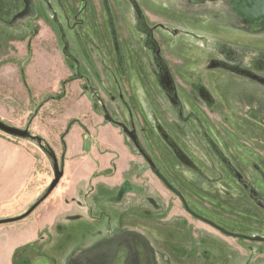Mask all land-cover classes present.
Returning a JSON list of instances; mask_svg holds the SVG:
<instances>
[{
	"label": "rangeland",
	"instance_id": "rangeland-1",
	"mask_svg": "<svg viewBox=\"0 0 264 264\" xmlns=\"http://www.w3.org/2000/svg\"><path fill=\"white\" fill-rule=\"evenodd\" d=\"M176 4V0H0V121L26 132L24 136L17 137L0 130V232L25 225L34 218L33 211L47 195L51 193L50 201L54 204L59 190L66 187L59 182L55 190L49 191L52 181L60 177L64 163L62 157L68 154L65 140L64 147L60 142L61 135L66 134L62 128L65 127L64 112L68 107L74 108L72 100L75 102L77 89H83L86 82L101 91L97 93L100 101L96 100L101 105L98 106V121L104 117V103L109 106L110 100L105 95L109 93V96L116 97L117 105L110 115L127 122L130 127L134 126L138 139L142 135L146 152L153 157L168 182L184 195L189 209L201 210L207 220L231 230L223 232L205 224L188 212L175 193L157 190L156 199L160 205L165 209L172 208V216L166 213L161 216L164 220L174 218V233H178L174 258H179L178 264H182V257H190V261L195 259V255H188L193 251L196 254L204 251L209 259L203 262L199 258L201 264H214L212 261L223 258L232 263L264 264V180L256 174V160L262 162V159L254 157L250 142L223 144L217 132H213L211 140L221 148L224 160L216 165L211 163L203 154L209 145L194 133L197 131L195 124L199 123L188 120V123L175 128L174 114L177 116V112L168 98L171 95L157 87L146 73L144 63L146 53L149 54L147 50H150L152 56L164 62L173 79L175 76L172 100L180 103V114L186 117L196 111L202 125L211 127V122L219 123L218 101L215 100L216 108L214 105L209 107L204 94L209 87L201 71L179 64L177 55L181 56V53L174 50L176 37L173 31L159 28L143 41L144 31L136 26L143 23L144 27H151L158 21L165 24L171 15L174 16V7H179ZM165 26L170 27L168 24ZM190 54L194 61L200 58L196 51ZM190 54L185 53L186 57ZM75 61L87 79L75 85L74 82L62 85V80L69 74L75 75ZM187 70L192 71L200 85L191 86L195 91L192 95H186L191 90L187 82L182 81L187 78ZM179 87H184L186 94L181 93ZM93 114L81 118L82 125L90 121L97 123L94 121L97 115ZM143 120L146 121L144 130L141 129ZM76 121L70 119L66 128L69 129ZM101 124L98 122L95 127ZM174 130L182 137L179 139H184L186 144L183 147ZM83 135L82 150L89 154L86 136L90 138V134L86 132ZM156 136L158 142H153ZM78 138L77 131L75 139ZM123 145L128 146L127 140ZM174 147H178L187 161L174 153ZM110 150L107 146L106 149L99 147L98 152L104 158L99 170L90 171L86 178L89 190L81 197L74 195L69 208L64 205L62 208L64 211L68 209L70 216L77 214L78 209L82 216L69 218L75 220L72 223H78L84 235L78 241L70 242L69 252L60 253L71 255L66 257L74 258L76 264L90 263L91 249H94V245L91 246L93 228L81 209L101 203L100 183L103 182L97 184V180L113 174L114 165L108 161ZM75 152L72 156H77ZM191 152L198 155L192 158ZM209 163L216 174L202 169L204 164L209 168ZM200 170L202 173L206 171L203 173L205 176L220 175L222 178L201 180L195 176ZM228 170L237 172L239 177L250 182L253 198L249 195L250 190L228 176ZM81 171L80 168L73 173L74 188L78 193L80 186L77 184L83 183L79 178ZM29 191L33 194L27 196ZM72 223H65L63 227L66 237L73 235ZM237 232L243 235L239 236ZM205 237L207 247L199 240ZM21 247L17 253L25 251L26 247ZM139 258L138 264H157V259L151 255ZM194 262L200 263L199 260Z\"/></svg>",
	"mask_w": 264,
	"mask_h": 264
},
{
	"label": "crops",
	"instance_id": "crops-1",
	"mask_svg": "<svg viewBox=\"0 0 264 264\" xmlns=\"http://www.w3.org/2000/svg\"><path fill=\"white\" fill-rule=\"evenodd\" d=\"M176 3L179 7H174V27L180 32L190 31L205 39L201 47H198L202 51V62L217 57L219 48L227 45L236 52L238 60L234 64L252 70L251 62L264 53V21L258 26L251 25L232 10L229 0H176ZM178 36L185 38L182 34ZM181 63L185 61L181 60ZM220 71L219 99L224 108L238 114L242 110L252 109L264 118V84L229 71ZM258 75L264 77V70ZM72 101L74 108L68 107L65 110V127H62L65 129L70 119L78 120L70 126L64 139L68 154L62 157L64 163L59 182L66 187L59 190L60 194L54 204L50 201L51 193L47 195L33 211L34 218L25 225L0 232V264H76L74 258L66 257L71 255L60 253H65L70 242H76L84 235L78 223H72L75 220L69 218L82 216L78 209L76 213L79 214L70 216V211L62 208L63 205L69 208L74 195L81 197L87 193L89 185L86 178L90 176V171L99 170L104 157L98 150L99 147L106 149V146L112 149L108 161L114 165L113 174L97 180V184L103 182L100 183L101 203H93L92 207L81 209L93 228L91 246L94 245V249H91L93 252L89 264H138L141 261L139 257L150 255L157 259V264H178L179 258H174V243L178 234L174 233V218L164 220L161 216L162 213L172 216V208L165 209L156 199L157 190L165 191L159 180L145 168L142 173L132 170L134 162L139 159L128 146L123 145L126 137L121 135L119 128L104 124L102 119L98 121V117L94 121L102 123L99 127H95L97 123L92 121L82 125L81 118L92 112L84 106L79 95L75 102ZM82 106L86 111L82 112ZM77 131L78 140L75 139ZM86 132L92 137L90 139L86 136L89 154L82 150L83 133ZM255 136L261 141L260 144L264 143V130L257 131ZM261 149L264 150V147ZM74 152L77 156H72ZM80 168L82 171L79 178H82L83 183L77 184L80 186L78 193L77 188H74L73 173ZM29 193L27 196L33 194ZM65 223L73 224V235L69 237H66L63 228ZM21 245L26 249L17 253L23 247ZM204 254L198 253L191 261L188 259L190 257H182L181 263L196 264L194 261L199 260L201 264L199 258L204 262ZM224 261L214 264H222Z\"/></svg>",
	"mask_w": 264,
	"mask_h": 264
},
{
	"label": "flooded vegetation",
	"instance_id": "flooded-vegetation-1",
	"mask_svg": "<svg viewBox=\"0 0 264 264\" xmlns=\"http://www.w3.org/2000/svg\"><path fill=\"white\" fill-rule=\"evenodd\" d=\"M210 1H214V0H210ZM229 3H230V1H229ZM238 16H240V15H238ZM263 21H264V19L260 22H257V23H250L249 21L248 22L251 25L258 26L259 23H263ZM166 24H168L170 27L165 26ZM136 26L140 30L143 29V31H144V33L142 34L143 41L147 40V37H146L147 35H152L153 33H156L159 28H162V29H166V28L169 29L170 28L175 35L174 37H176V41H174L175 45H176V46H174V50H176V53H181V56L177 55L180 58L179 64L183 67L187 66L190 69H192L191 67H194V68H196V71L197 70L201 71L200 73H202L201 75L205 77L206 84L209 87V91H207V92L204 91L206 98L209 100V104H210L209 107L214 105V108H216L215 100L218 101V104L220 107L219 123H216L215 121H213V122H211V124H212V125H210L211 127L206 126V125H202L200 123L199 118H198V113L196 111L190 112L186 117H183V115L180 114V103L178 101H176L175 99H174V101L172 100V96L174 97V84L176 82L175 76L173 79L172 75L167 70L164 62L160 58H158L156 56L155 57L152 56L150 50H147V51H149L150 55L148 53H146V61L144 63L145 68H146V73H147L148 77L151 80H153V82L156 84L157 87L159 86L163 92H166V93L171 95V97L168 96V98L171 99L172 103L174 104V107L176 108V112H177V116L174 114V118H176V122H177V123H175L174 127L179 128L180 127L179 124H183V123L187 122L188 120L198 122L199 124H197V123L195 124L197 131H194V133L197 136L204 138L205 141L207 142L205 144L209 145L208 150L205 151L203 154L205 157H207L209 159V161L211 163H214V165L223 161L224 157H223L221 148L218 147L216 142H212L211 139H213L212 138L213 135L211 133L217 132L218 137H219V141L223 144L232 145L235 143H241L243 141L250 142L252 147L254 148V152H253L254 157H256V158L260 157L262 159V162H258V160H256V163H257L256 174L262 176L263 177L262 179L264 180V150L261 149V147H264V143L260 144L261 141L255 136V133L257 131L262 132L264 130V118L261 117L258 113H256V111H254L252 109L242 110L241 113H239V114L238 113H232L229 109H225L224 106L220 103L219 84H218L219 83L218 81L221 77L220 76L221 75L220 70L229 71L231 73L241 75V76H244L246 78L253 79V80H256V81L264 84V77L258 75L259 72L264 70V53L262 54L261 57L254 60L253 62H251L252 64L250 63L251 64L250 68H252L253 71L244 69L241 66L234 64V61L238 60V58L236 56V52H234L232 49H230V47L227 45H222L217 52L218 56L217 57H211L206 63L202 62V60H200V58L196 59L194 61L193 59H195V58H193L190 53L193 51H196L197 53H201L202 51L200 49H198V47H201L202 42H204L205 39L202 36L197 35V34L190 32V31L189 32L188 31L180 32L178 29H176V27H174V16L173 15H171V18L165 24L158 21V22L153 23V25L151 27H144L143 23H141V26L139 24L138 25L136 24ZM178 34L185 35V38L179 37ZM186 36H188V37H186ZM185 41L188 42L187 45L184 44ZM147 43H149V42H147ZM185 53L190 54V57H188V56L186 57ZM69 57L70 56H68V58ZM186 59L189 60V61H187L188 63H186ZM181 60H184L185 63L182 64ZM75 64H76V68H77L75 75L70 76V74H69L66 79L62 80V85L67 84V82H69V83L75 82L74 83V85H75L77 82L82 83L85 81V79H87V76H85V74L82 73L78 69L79 66L77 64V61H75ZM185 73H187L186 74L187 78L182 79V81L187 82V85L189 86V90H191V92H190V94H186V92L184 91V87H179V89L182 90L181 93H185L186 95H192V94H194L195 91H194V88H192L191 86L196 84L198 87H200V85L197 82V78H195L191 74L192 73L191 70H187V71H185ZM210 81L212 82V84L214 86L213 89L210 88V85H211ZM84 83L86 86L83 87V89L78 88L77 89L78 90L77 95H79V97H81L83 99L84 106L87 108H90V110L92 112V114H90V115H94L93 112H95L97 115V114H99L98 113V111H99L98 106H101L99 103V101H100L99 99H101V98H99V96H97V93H101V91L95 90L94 86H91V85L87 84L86 82H84ZM73 91H74V88H73ZM81 91L82 92L84 91V94ZM90 94L93 95V97L90 96ZM82 95H84V97H82ZM105 95L108 96L110 103H109V106L107 107V105L104 103V100L103 99L101 100L104 103V105L106 106V109H104V112L102 111V108H101V111L103 112V116H104L101 119H102L104 124L111 123L112 125H114V127L119 128L120 131L124 133V136L126 137V140L128 142V147L131 148V151L139 159L138 161L134 162V164L132 166L133 167L132 170L137 171L139 173H142L143 168H145L147 171L152 173L159 180V182L162 185L164 190L170 191L173 194L175 193L179 197V199L181 200V203L183 204V206L185 208H187V210L190 214L196 216L197 218H199L200 220L205 222V224L207 223V225H209V226L217 228L223 232H229L228 230H230V229H227L225 227L227 229L226 230L223 227V225H221L220 223L218 224L214 221L211 222L210 220H207V217L201 212V210L196 211L195 209H192V208L189 209V207L187 206V204L189 205V202L185 199L184 195L177 189V187H173L168 182V180L160 172V169L157 167L155 160H153V157L149 156L148 153L146 152V149L144 147L145 144H144V142H142L143 141L142 135L140 134L141 139L140 138L138 139V135H136V133H135L136 131L133 128L134 126L130 127L127 124V122H124L125 123L124 124L119 119H116L110 115L111 112L114 113V110L117 108V105L115 102L116 97L109 96V93H105ZM119 97H121V95ZM93 98L95 101L97 99L99 101L94 102ZM89 102H90V104H89ZM108 111L109 112L111 111V112L109 113ZM117 111L120 113L119 109ZM129 115H130V113H129ZM97 117H98V115H97ZM145 122L146 121L143 120L142 125H141L142 130H144L143 126L146 125ZM69 129H70V127H69ZM69 129L65 128L66 134L69 131ZM174 132H176V131L174 130ZM66 134L61 135V141H60L61 147H64L63 142H64V138H65ZM151 135L153 136L152 133H151ZM175 137H177L178 139L182 138L181 136L178 135L177 132H176ZM179 140L181 142L180 145H182V147H183V145L186 144L184 139H179ZM154 141L158 142L157 136L153 138V142ZM235 147H237V146H235ZM203 149H205V147H203ZM174 151H175L174 153L176 154V152H177L183 158L184 161H187V159L182 156V153L178 149V147H176V149L174 147ZM187 151L189 152V150H187ZM196 155H198V153L191 152L192 158L196 157ZM202 169L207 170V171H211V173L216 174L215 173L216 170L213 168V166L210 165V163H209V168L207 166H205V164H204ZM205 172L206 171H203L204 174H205ZM203 173L200 170V173L198 172L195 176H197L201 180L222 178V176H220V175H216L214 177H209V176H205ZM227 174L229 177H233L234 179H236L237 182L240 183L241 185H243L246 190H250L252 188V185L250 184V182L244 178L239 177L237 172H234L232 170H228ZM58 183H59V180H58ZM249 195L252 196V198H253L251 190H250ZM255 200H258V198L255 197ZM230 232H231V230H230ZM229 234H232V233H229ZM236 234H239V236L243 235V234L238 233V232ZM244 234H246V233H244ZM249 235H244V236L245 237H252ZM235 236H238V235H235ZM199 240L202 242V245H203V244H205L207 239L205 237V238H200ZM207 245L208 244H205L206 247H207ZM198 249H200V248H198ZM193 252L188 253V255L189 256H191V255L196 256L199 253V252H197V254H196V252L195 253H193ZM202 253H204V251ZM205 259H207V256H205ZM207 260L209 261V259H207ZM222 260H226V259L225 258H223L221 260L218 259L215 262L214 261H212V262L218 263L219 261H222ZM228 261H229V259H227V262L224 261L222 264L232 263V262H228Z\"/></svg>",
	"mask_w": 264,
	"mask_h": 264
},
{
	"label": "water",
	"instance_id": "water-1",
	"mask_svg": "<svg viewBox=\"0 0 264 264\" xmlns=\"http://www.w3.org/2000/svg\"><path fill=\"white\" fill-rule=\"evenodd\" d=\"M232 10L250 23H257L264 19V0H229ZM0 130L6 134L22 137L26 134L24 130L8 126L0 121ZM59 178H55L50 190L58 183Z\"/></svg>",
	"mask_w": 264,
	"mask_h": 264
}]
</instances>
